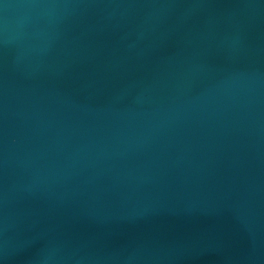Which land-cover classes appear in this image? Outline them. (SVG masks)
I'll list each match as a JSON object with an SVG mask.
<instances>
[{
  "label": "water",
  "instance_id": "water-1",
  "mask_svg": "<svg viewBox=\"0 0 264 264\" xmlns=\"http://www.w3.org/2000/svg\"><path fill=\"white\" fill-rule=\"evenodd\" d=\"M0 264H264V0H0Z\"/></svg>",
  "mask_w": 264,
  "mask_h": 264
}]
</instances>
